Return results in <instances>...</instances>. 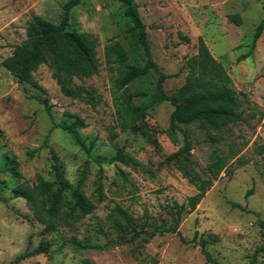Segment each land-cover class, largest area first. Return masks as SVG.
I'll list each match as a JSON object with an SVG mask.
<instances>
[{"label": "rangeland", "instance_id": "obj_1", "mask_svg": "<svg viewBox=\"0 0 264 264\" xmlns=\"http://www.w3.org/2000/svg\"><path fill=\"white\" fill-rule=\"evenodd\" d=\"M66 1L0 0V187L6 198L0 201V264H84V259L97 264H213L201 250L202 239L218 264H251L253 254L254 264H264V252H257L263 243L259 221H264V26L253 37L264 19V0H133L152 59L168 76L164 91L173 95L184 83L186 59L196 53L201 37L230 75L229 87L243 116L220 132L210 130L218 141L197 122L180 126L191 142L186 161L195 171L202 175L219 153L228 157L231 174L221 172L195 209L182 212L176 223L179 233L164 230L175 222L176 205L196 189L178 171L176 159L165 161L184 144L180 131L175 140L166 131L172 105L162 101L150 106L135 122L136 132L123 130L117 116L120 92L114 95L113 80L118 64L107 61L104 47L119 42L127 62H144L118 0H79L70 12L69 28L97 39V73L72 80L73 85L94 89L96 106L62 94L46 64L33 72L44 91L18 83L10 74L5 77L9 72L2 62L25 38L33 16L57 22ZM233 13L239 14L240 24L228 19ZM156 79L150 72L129 84L133 105L149 102ZM36 96L46 98L51 116ZM71 115L86 124L77 132L88 152L56 126L69 124ZM118 151L124 161H96ZM52 152L73 186L82 180L80 189L95 208L41 234L44 225L12 190L18 184H34L38 176L52 180ZM9 158L17 161L20 178L7 170ZM177 160L185 159L178 155ZM71 202L67 191L65 208ZM41 242L48 244L46 252L12 262Z\"/></svg>", "mask_w": 264, "mask_h": 264}, {"label": "trees", "instance_id": "obj_2", "mask_svg": "<svg viewBox=\"0 0 264 264\" xmlns=\"http://www.w3.org/2000/svg\"><path fill=\"white\" fill-rule=\"evenodd\" d=\"M122 6L123 15L128 19L127 31L133 36L144 55L142 64L129 63L128 54L119 42L105 45L104 56L108 62L118 64V71L113 80L114 95L116 96V112L121 121L123 130L129 129L136 132L138 127L136 121L141 120L147 113V109L162 101H169L173 109L169 115V125L167 133L172 140H175L176 132L183 135L184 144L175 152L169 154L165 161L174 160L176 168L187 181L194 186L196 192L186 198V201L176 205L174 214L175 222L164 231L179 233L176 228L177 220L183 211L191 212L204 197L206 191L211 187L214 180L221 172L231 174L228 168V157L219 153L205 167L203 174H199L186 161L190 154L191 142L181 125L197 122L199 126L209 133L210 130L220 132L229 125L243 120L242 111L237 99L230 89L231 77L226 68L210 52L205 40L198 38L197 51L186 59L187 72L184 83L175 91L173 95H168L163 88V83L168 77L158 67L152 59L145 26L138 13V6L133 0H118ZM79 3V0H67L62 5V10L57 22H51L41 16L35 15L29 21L25 38L14 45L11 55L6 57L2 65L7 72L18 83H27L33 87L44 91L33 77V72L41 64H46L52 69V75L59 85L60 91L67 97L86 100L92 106L99 103L93 88L83 85H73V78L91 77L97 73L96 47L97 39L91 33L77 32L69 28L71 9ZM228 19L235 24H240L241 19L238 13L228 16ZM264 26L262 19L254 30L256 39ZM185 39H187L185 37ZM150 72L157 75L154 90L150 94V100L144 105H133L134 94L129 89V84L137 79L143 78ZM49 116H51L50 105L46 98L36 96ZM73 120L69 124L58 123L57 127L70 134L75 145L89 151L84 141L79 136L77 129L86 126L84 120L76 115H71ZM210 135L213 141L218 138ZM1 136V131H0ZM182 155L184 161L177 160V156ZM52 180H46L38 176L32 185L18 184L13 187V196L23 198L27 207L33 212L36 219L44 226L41 234L56 231L58 222H68L78 219L90 213L95 208L90 200L82 193L80 187L82 180L73 186L65 177L63 165L52 152ZM115 160L124 161L118 151L115 155L106 158L97 156L96 161L112 162ZM7 170L13 178H20L21 174L17 170L18 163L14 158L7 160ZM1 184V183H0ZM71 191L72 202L69 208H65V192ZM97 192L102 194V186H97ZM251 190L247 192L249 195ZM0 201L5 202L6 198L1 194ZM116 211L125 215V212L116 206ZM262 245L257 252H264V221H259ZM79 247H84L80 242L72 241ZM48 250V244L41 242L37 247L16 256L12 262ZM201 250L206 259L213 264H218L212 260L205 250V240H201ZM255 255L251 258V264L255 262ZM84 264H97L89 259H84Z\"/></svg>", "mask_w": 264, "mask_h": 264}, {"label": "water", "instance_id": "obj_3", "mask_svg": "<svg viewBox=\"0 0 264 264\" xmlns=\"http://www.w3.org/2000/svg\"><path fill=\"white\" fill-rule=\"evenodd\" d=\"M9 76V73H5V77H8Z\"/></svg>", "mask_w": 264, "mask_h": 264}]
</instances>
